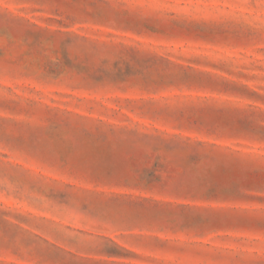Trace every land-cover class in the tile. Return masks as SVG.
I'll use <instances>...</instances> for the list:
<instances>
[{"label": "rangeland", "instance_id": "374dc122", "mask_svg": "<svg viewBox=\"0 0 264 264\" xmlns=\"http://www.w3.org/2000/svg\"><path fill=\"white\" fill-rule=\"evenodd\" d=\"M0 264H264V0H0Z\"/></svg>", "mask_w": 264, "mask_h": 264}]
</instances>
